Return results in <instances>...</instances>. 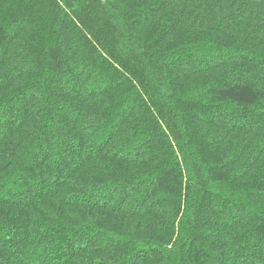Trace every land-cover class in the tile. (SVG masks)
Segmentation results:
<instances>
[{
  "label": "trees",
  "instance_id": "trees-1",
  "mask_svg": "<svg viewBox=\"0 0 264 264\" xmlns=\"http://www.w3.org/2000/svg\"><path fill=\"white\" fill-rule=\"evenodd\" d=\"M0 264H264V0H0Z\"/></svg>",
  "mask_w": 264,
  "mask_h": 264
}]
</instances>
